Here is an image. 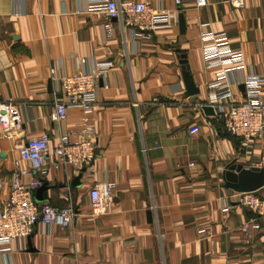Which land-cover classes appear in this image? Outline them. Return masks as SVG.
Returning <instances> with one entry per match:
<instances>
[{
    "label": "crops",
    "instance_id": "1",
    "mask_svg": "<svg viewBox=\"0 0 264 264\" xmlns=\"http://www.w3.org/2000/svg\"><path fill=\"white\" fill-rule=\"evenodd\" d=\"M117 1L166 10L171 24L138 32L101 9L88 10L87 0H21L16 15L14 0H0V102L12 99L21 120L12 135L0 124V209L14 182L15 162L31 171L24 183L35 174L21 158L27 141L48 135L53 148L61 135L75 138L81 127L83 113L75 107L65 119L52 120L59 97L52 73L71 75L94 61L112 63L92 113L93 166L83 171L56 165L51 153L42 177L48 188L37 202L74 207L75 222L37 223L22 248L0 245V264H264V219L249 241L242 227L256 215L235 201L224 178L233 161L264 168V132L246 146L203 108L218 92L221 70L203 56V35L209 32L226 33L230 47L245 55L244 68L228 75L231 100L246 98L250 74L263 81L264 100V0H242V6L238 0ZM184 66L198 93L189 94ZM194 126L200 130L191 133ZM79 175L82 184L74 187ZM106 181L116 183L111 209L94 215L89 191Z\"/></svg>",
    "mask_w": 264,
    "mask_h": 264
},
{
    "label": "built area",
    "instance_id": "2",
    "mask_svg": "<svg viewBox=\"0 0 264 264\" xmlns=\"http://www.w3.org/2000/svg\"><path fill=\"white\" fill-rule=\"evenodd\" d=\"M20 1L14 0L16 15L21 13ZM181 1L176 0V3L180 4ZM237 4L242 6L243 1L238 0ZM87 8L90 11L101 9L107 16L119 19L123 25H129L138 32L152 31L171 24L170 14L166 10L152 9L143 1H130L120 5L117 0H87ZM105 31L108 37L113 35L114 29L110 23L105 24ZM203 38L204 59L210 66L221 68L220 78L216 83L218 92L213 95L210 105L214 107L216 116L223 121L227 132L249 146L255 137L264 132V100L261 96L263 81L254 74L248 75L244 81L246 98L243 101L231 100L228 75L233 70L244 68L245 55L241 50L230 47L224 32H209L204 34ZM81 63L87 64L88 59L81 58ZM111 67L110 62L94 61L89 69L71 75L52 73L50 80L55 93L59 95L54 105L52 120L65 119L69 109L75 107L83 113L81 127L74 133L75 138L69 133L61 135L53 148L50 146L48 135L30 138L21 148V158L30 163L35 174L29 183H24L23 177L31 171L20 168L19 162H15L14 182L7 200L0 209V245L3 250H15V243L22 248L23 242L34 231L37 223L44 226L59 224L68 227L75 222L77 213L74 207L41 204L35 200V191L44 184L42 177L47 173L46 163L51 153L56 165L70 164L78 170L93 166L97 156V142L92 113L97 105L99 82ZM225 99L230 101H221ZM0 124L6 135H12L21 128L19 109L12 99L0 102ZM199 130L198 126H194L191 133ZM115 188L114 181H106L90 189L91 211L94 215L110 211ZM233 196L237 203L256 215L242 227L250 241L261 228L258 219H264V188L251 192L235 191Z\"/></svg>",
    "mask_w": 264,
    "mask_h": 264
},
{
    "label": "water",
    "instance_id": "3",
    "mask_svg": "<svg viewBox=\"0 0 264 264\" xmlns=\"http://www.w3.org/2000/svg\"><path fill=\"white\" fill-rule=\"evenodd\" d=\"M180 28L185 30V18L180 14ZM185 58V57H184ZM183 64L186 60L182 61ZM184 77L186 80L188 92L190 95L198 93L199 89L195 86L193 77L190 73L189 66H184ZM51 85V83H50ZM204 110L209 115H215V110L212 105H204ZM85 169V168H84ZM83 169V171H84ZM225 187L237 192H251L258 191L264 188V168L262 167H245L242 163L233 161L224 170ZM81 175L76 177L72 185L74 187L81 186ZM47 186L43 184L35 196L36 201H42V194L47 190ZM150 215V213H149Z\"/></svg>",
    "mask_w": 264,
    "mask_h": 264
}]
</instances>
